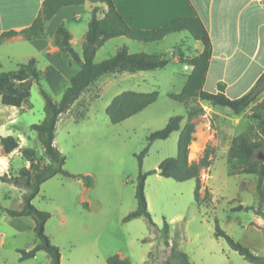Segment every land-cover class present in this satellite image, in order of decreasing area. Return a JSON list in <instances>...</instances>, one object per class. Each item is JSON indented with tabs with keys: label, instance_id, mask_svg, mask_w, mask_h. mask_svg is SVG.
<instances>
[{
	"label": "rangeland",
	"instance_id": "1",
	"mask_svg": "<svg viewBox=\"0 0 264 264\" xmlns=\"http://www.w3.org/2000/svg\"><path fill=\"white\" fill-rule=\"evenodd\" d=\"M90 16L91 10L65 23L74 33L76 40L73 47L76 51H82L80 32L88 24ZM185 33L187 38H182L179 47L185 55L195 54V42ZM169 44L163 42L161 46L163 55L169 59L164 68L137 72L133 78H126L120 83L128 89H136L135 82L138 81V88L143 92L157 90V100L129 120L112 124L102 141L67 155L64 164L67 171L72 170L75 174H83L82 170L91 172L93 185L85 200L80 201L75 188L67 186L66 183H74V180L62 175L45 180L32 200L38 209L50 214L45 223V234L51 244L59 248L62 264H106L107 257L114 254L128 258L132 264H143L151 250L148 264H163L162 261L169 255V247L162 243L145 218L123 220L127 213L136 208L133 183L139 171L136 155L147 144L151 132L162 128L171 116L185 115L183 104L170 99L168 93L181 91L190 69L184 68V65L188 67L187 63L174 60L171 53L177 56L178 48ZM30 46L27 42H20L0 48V53H12L10 59H3V71L16 68L15 60L20 58L19 54L30 50L35 52L34 47L30 49ZM50 80L43 79L41 83L54 97L50 92ZM95 93H100L98 86L92 87L84 98L88 100ZM109 95L110 91L106 92L103 101ZM43 107L44 99L39 86L33 83L26 112L14 115V126H0V136L12 135L23 146L34 148L40 163L45 164L48 160L43 148L36 133L30 129L31 124L40 122ZM11 109L0 102V122H8L12 116ZM245 113L246 125L242 123L238 127L240 132L257 124L256 120L247 117L249 110ZM73 115L74 112L63 114V119L56 124L57 141L74 125ZM69 119L73 122H67ZM177 140L178 131H174L166 139L153 141L142 160L141 171L148 173L144 191L152 221L159 228L164 219L169 223L170 240L178 235L179 247L193 264H252L233 250L223 237L214 235L216 220L234 240L264 257V202L258 206L256 176L232 175L227 155H214L210 167L201 172V179H205L202 182L210 192L211 199L198 204L194 196V179L179 182L154 172L163 159L177 155ZM202 155H195L191 151L188 159L197 161ZM26 162L21 153L16 154L6 162L4 172L16 174ZM23 193L24 189L0 180L2 207L19 209ZM203 193L202 188L201 195ZM86 198L94 199L89 203ZM239 204L250 208L233 210ZM145 238L147 240L143 241ZM33 241L34 234L26 229L24 222H18L0 211V264H49L48 254L43 250L33 258L19 261L17 249L30 248Z\"/></svg>",
	"mask_w": 264,
	"mask_h": 264
},
{
	"label": "trees",
	"instance_id": "2",
	"mask_svg": "<svg viewBox=\"0 0 264 264\" xmlns=\"http://www.w3.org/2000/svg\"><path fill=\"white\" fill-rule=\"evenodd\" d=\"M85 2L95 4L91 9V16L87 24V30L82 40V51L79 54L71 44V33L61 23L54 32L52 44L57 47L58 54L69 63H75L79 70L69 79L60 100L54 101L51 95L43 88L41 81L43 72L38 69L34 57L26 62L19 63L15 69L0 71V102L6 106L16 108L25 107L28 104L30 90L33 83L39 86V91L44 99V119L39 123L30 125V129L36 133V138L43 148V154L48 162L40 163L34 148L20 146L19 140L12 136L0 137V145L7 154L18 150L29 162L16 174L4 172L0 180L23 188L22 205L19 209L5 208L0 205V211L12 217L29 216L34 221L33 234L36 242L30 248L17 249L19 261L33 258L40 250L45 251L49 257V264H62L59 248L51 244L45 234V223L50 217L46 211L38 209L33 203V198L39 193L40 185L47 179L62 175L65 177L81 179L87 187L93 185V179L85 174H73L64 168L65 155L58 149L54 140L56 124L60 115L73 113V121L80 122L86 116L93 100L98 98V93L93 94L88 100L84 98L93 84L103 75L117 72L150 71L164 68L169 59L164 55L153 53H130L126 46L119 47L116 52L100 62L94 60L96 51L110 38L125 36L141 42H153L164 38L174 32L187 31L195 39L201 42L203 49L194 57L184 58L180 61L191 66V71L180 92H169L168 97L182 103L186 109V122L180 126L184 119L182 115L171 116L167 123L147 137V144L136 155L139 171L133 181L135 187L136 208L124 217V221L133 218H145L152 230L162 239V243L169 247L167 259L163 264H193L187 253L180 247L178 235L170 240V226L164 219L159 228L151 219L147 209L145 197V180L148 173L142 172V160L147 154L151 143L155 140L166 139L174 131H179L177 140V155L163 159L158 168L159 175L183 182L194 179L195 201L200 204L211 199L210 192L201 179V172L210 167L214 158V147L207 145L203 155L197 161L188 159L189 145L194 139V118L203 112L198 99L208 101L213 105L226 106L234 114H240L249 110L247 117L256 120L255 126L250 125L245 131L236 135L229 146L227 159L230 165V173L253 174L256 176L255 193L258 206L264 202V164L258 159L256 152L264 153V71L258 77L255 84L245 94L237 98H229L224 93V84L218 83L217 92H208L202 89L212 45L209 35L196 16H182L156 28L140 29L131 27L121 13L117 10L113 0H43L41 8L33 22L19 30H8L0 34V43L15 35H21L24 40L41 39L46 37V25L51 18L63 7L78 6ZM104 7V8H103ZM102 14V17L100 15ZM158 91L138 92L123 90L115 95L105 108V113L112 124L120 123L129 117L144 110L158 98ZM154 172H157L154 170ZM203 188V195L201 190ZM257 206V207H258ZM249 206L239 204L233 210L249 209ZM215 236L223 237L228 245L239 253L246 261L252 264H264V257L255 254L247 246L234 240L222 230L215 221ZM147 239H143L146 241ZM152 250L148 252L143 264H148ZM106 264H132L128 258L114 254L106 259Z\"/></svg>",
	"mask_w": 264,
	"mask_h": 264
},
{
	"label": "crops",
	"instance_id": "3",
	"mask_svg": "<svg viewBox=\"0 0 264 264\" xmlns=\"http://www.w3.org/2000/svg\"><path fill=\"white\" fill-rule=\"evenodd\" d=\"M42 1L0 0V34L8 30L19 31L29 26L38 14ZM113 2L127 23L131 27L140 29L160 27L182 16L198 17L204 25L212 45L211 56L202 85V89L205 91L217 92L218 83H222L224 84V93L229 98L240 97L250 90L264 71V0H113ZM94 6L95 4L93 3L85 2L82 5L61 8L47 23L45 38L24 40L21 35H15L0 43V48L20 42H27L31 45L30 49L34 47L35 52L30 50L29 52H24L25 54H19L20 58L15 60L17 63L16 67L19 63L34 57L37 67L39 66L38 69L43 72V79H51L50 92L53 93L54 97H52L56 102L60 100L65 88L69 84V79L78 72L79 67L75 63H69L58 54L57 47L52 44L54 32L61 23H64L71 33V44L73 46L76 40L74 33L65 23L69 19L81 17L82 13L88 12ZM100 17H102V14ZM86 30L87 25H84L80 32L79 41H82ZM185 32L187 31L170 33L161 40L153 42H141L125 36L113 37L108 39L96 51L94 60L100 62L109 58L121 46H126L130 53L144 52L163 55L164 50L161 48L163 42H169L170 46L178 48L177 56L171 53L175 61H180L181 56L191 58L196 56L203 49V46L200 41L195 40L187 32L195 42L196 53L185 55L178 44L182 41L183 37L187 38ZM11 55L12 53H0V71H3V59H10ZM187 68L191 71V66L188 65ZM137 72L110 73L101 76L93 84L92 87L98 86L100 88V93L98 94V98L91 102L84 119L78 123L69 119L67 122H73L74 125L68 128L65 135L59 141L54 140L56 146L65 157L93 146L106 138L108 130L112 126L105 113V108L110 100L123 90L143 92V90L138 88L140 86L138 81L135 82L136 89H128L127 86L120 84L126 78H133ZM108 91H110V95L103 101V96ZM262 97H264V92L261 94ZM198 103L203 108V112L194 118V139L189 145V152L192 151L193 154L200 155L204 152L206 145L210 144L214 147V155H227L232 139L241 133L238 127L242 123L246 125L245 112H248V109L240 114H234L226 106L213 105L208 101L200 99H198ZM8 107L13 108L11 109L12 116L9 117L6 124L1 121L0 126H14L13 120L16 114L26 112L25 107ZM184 108L185 115H182L184 119L181 121V127L186 122L187 109L185 106ZM144 110L137 114L142 113ZM62 116L63 114L59 116L57 124L63 119ZM44 117L45 113L41 116L40 122ZM131 117L126 120H129ZM19 144L23 147L21 142ZM16 154H20V152L14 150L9 154L5 153L0 145V175L5 171L6 162L11 161V157ZM190 161H195V159ZM25 166H29L28 161ZM82 171L81 173L91 176L90 171ZM69 172L74 173L72 170ZM78 173L80 172L76 174ZM69 180H74V183H66L67 186L75 188L79 200L84 201L90 187H87L81 179L70 178ZM202 180L205 181V179ZM93 199L86 198L89 203ZM13 218H16L18 222H24L26 229L33 232L34 221L31 217L19 216ZM35 242L34 237L33 244ZM189 259L191 261L190 257Z\"/></svg>",
	"mask_w": 264,
	"mask_h": 264
},
{
	"label": "water",
	"instance_id": "4",
	"mask_svg": "<svg viewBox=\"0 0 264 264\" xmlns=\"http://www.w3.org/2000/svg\"><path fill=\"white\" fill-rule=\"evenodd\" d=\"M257 157L260 158V159L262 160V163L264 164V153L261 152V151L258 152ZM157 172L160 173V172H161V169L158 168V169H157Z\"/></svg>",
	"mask_w": 264,
	"mask_h": 264
},
{
	"label": "built area",
	"instance_id": "5",
	"mask_svg": "<svg viewBox=\"0 0 264 264\" xmlns=\"http://www.w3.org/2000/svg\"><path fill=\"white\" fill-rule=\"evenodd\" d=\"M187 67V65L185 66V68Z\"/></svg>",
	"mask_w": 264,
	"mask_h": 264
}]
</instances>
